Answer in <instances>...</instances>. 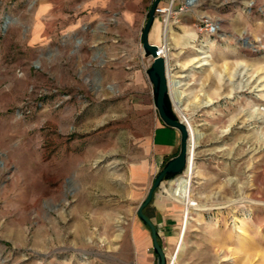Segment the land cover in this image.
<instances>
[{"label": "rangeland", "instance_id": "obj_1", "mask_svg": "<svg viewBox=\"0 0 264 264\" xmlns=\"http://www.w3.org/2000/svg\"><path fill=\"white\" fill-rule=\"evenodd\" d=\"M121 1L141 11L99 18L91 0H0V264H157L137 216L162 170L142 47L154 0ZM198 10L193 41L169 64L182 81L175 113L198 136L192 205L166 181L163 220L152 222L167 264H264V0ZM179 25L168 26L169 46ZM142 166L147 179L135 182Z\"/></svg>", "mask_w": 264, "mask_h": 264}, {"label": "water", "instance_id": "obj_2", "mask_svg": "<svg viewBox=\"0 0 264 264\" xmlns=\"http://www.w3.org/2000/svg\"><path fill=\"white\" fill-rule=\"evenodd\" d=\"M162 0H154L148 14V20L142 32V47L148 57L153 61L148 70V78L153 87L155 108L158 112L161 122L171 128L177 129L180 133V151L179 154L168 161L162 170L155 177L149 188L145 199L137 208V216L149 228L153 242L154 253L157 256V264H167V255L159 242V231L157 226L145 214V209L151 204L155 193L166 181H172L183 175L188 167L189 158L191 157V135L189 127L181 121L174 110V103L171 98L168 69L164 58L157 57V45L149 41V34L153 27L156 8Z\"/></svg>", "mask_w": 264, "mask_h": 264}, {"label": "crops", "instance_id": "obj_3", "mask_svg": "<svg viewBox=\"0 0 264 264\" xmlns=\"http://www.w3.org/2000/svg\"><path fill=\"white\" fill-rule=\"evenodd\" d=\"M99 2L96 7H93L94 5L89 6L90 12H93V14L101 17H106L108 14L114 13V14H120L121 16H134L138 13L137 9H131L129 7H126L123 5V1L120 2L121 6L118 7V9H114L113 6L109 5L111 0H91V2ZM138 1V0H136ZM203 0H199L197 4L191 8H188L183 14H182V21L177 29V34L181 35L180 38H177V41H172L171 49H174L175 51H182L184 49V46L186 43H190L189 40L193 41V33L192 32H186L187 27L194 26L195 20L199 15L201 14V11L198 9L202 5ZM95 8V9H94ZM157 18H155L153 27L149 34V41L152 44H161V36H157V34L153 31L155 24L157 23ZM190 25V26H188ZM154 34V37H153ZM172 34V40H174V34H176L174 28L171 32ZM184 34V35H183ZM196 34V33H195ZM185 38H189L188 42H186ZM203 46H206V44H203ZM172 55V54H171ZM170 55L169 64L171 62L172 56ZM152 149L154 150V159L156 161V165L160 168H163L165 164L176 157L179 154L180 151V133L177 129L171 128L167 125H164L160 117L158 118L157 124L155 125L153 134H152ZM133 179L135 182H144L147 179V172L146 168L144 166L142 167H135L133 169ZM158 193L156 192L154 195V198L151 202V204L146 208V213L150 217V219L155 223H161L163 220V209L165 203H158L157 200L159 197H157ZM160 199V198H159ZM161 215V221L158 222L159 216ZM165 224H163L162 228L166 229L168 226V222L165 221ZM162 228L160 231H162ZM138 232L140 229H137ZM146 232V231H145ZM143 231V234L145 233ZM146 234V233H145ZM139 248L141 245H139Z\"/></svg>", "mask_w": 264, "mask_h": 264}, {"label": "bare ground", "instance_id": "obj_4", "mask_svg": "<svg viewBox=\"0 0 264 264\" xmlns=\"http://www.w3.org/2000/svg\"><path fill=\"white\" fill-rule=\"evenodd\" d=\"M164 35L168 36V28L166 30H164ZM202 53H207L206 50H203ZM208 58L209 55H205L203 56L201 59L203 62L200 63L199 66L202 65H207L209 64L208 62ZM168 80H169V88H170V94H171V98L173 103L177 106V108L180 109V111L182 110V98H183V90L181 89L182 87V81L180 79L177 78V76H174V74H172L170 72L169 66H168ZM188 127H189V131H190V135H191V145H192V141L194 139L197 140L198 136L195 132V130L192 128L191 124L188 123ZM191 157L189 158V162H188V167L187 170L185 172V175L179 176L177 179L173 180L171 182L170 188L168 190V193L174 197L175 199L178 200H183L184 203L188 206L187 210L189 209V206L192 205V200L190 198L191 195V178H192V174H193V168H194V159H193V153H192V146H191ZM188 224V218H185L184 220V225L183 228L186 230ZM182 241L180 242L181 245ZM176 261V257L173 256L171 258V262L170 264H174Z\"/></svg>", "mask_w": 264, "mask_h": 264}, {"label": "built area", "instance_id": "obj_5", "mask_svg": "<svg viewBox=\"0 0 264 264\" xmlns=\"http://www.w3.org/2000/svg\"><path fill=\"white\" fill-rule=\"evenodd\" d=\"M179 1L180 0H168L166 5L159 4L158 7L156 8L155 11L156 17L158 16L162 18L164 30H166L168 26L180 24L182 19V14L192 5H194L197 0H182L181 4L177 6V3H179ZM208 26H209V31L213 32L216 30V26H214L212 23L208 24ZM156 45L158 47L157 57H162L165 59L168 69L171 48L167 42L166 36L163 35L161 44H156ZM148 61L149 64H151L153 61L152 57H148ZM179 119L188 125V122L185 118H182L180 116Z\"/></svg>", "mask_w": 264, "mask_h": 264}, {"label": "trees", "instance_id": "obj_6", "mask_svg": "<svg viewBox=\"0 0 264 264\" xmlns=\"http://www.w3.org/2000/svg\"><path fill=\"white\" fill-rule=\"evenodd\" d=\"M146 210V209H145ZM145 214L148 216V214L146 213V211H145ZM149 217V216H148ZM150 218V217H149ZM146 226V225H145ZM147 227V226H146ZM148 228V227H147ZM149 229V228H148ZM159 242H160V244H161V241L159 240Z\"/></svg>", "mask_w": 264, "mask_h": 264}]
</instances>
